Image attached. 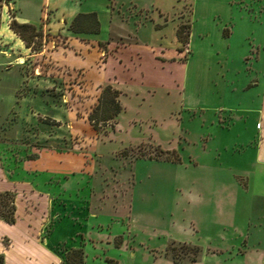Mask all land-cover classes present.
Here are the masks:
<instances>
[{
    "label": "rangeland",
    "instance_id": "374dc122",
    "mask_svg": "<svg viewBox=\"0 0 264 264\" xmlns=\"http://www.w3.org/2000/svg\"><path fill=\"white\" fill-rule=\"evenodd\" d=\"M71 1L0 0L2 42L9 41L5 21L16 15V21L33 25V35L25 31L32 53L43 49L24 57V63L16 58L19 64L13 54L0 53V163L12 172L40 167L52 159L54 148L72 159L81 155L93 175L92 198L102 203L103 217L111 214V205L118 206L123 223L130 216L129 247L113 252L118 263L147 264L166 236L188 222L178 203L176 176L216 167L211 173H224L230 187L227 175L239 190L264 191V170L256 169L255 177L247 171L253 169L260 137L257 112L209 107L216 89L225 104L246 107L257 101L254 85L245 91L231 88L260 76L264 61L256 55L261 53L264 25L258 21L264 0H245L251 5L242 17L237 4L231 17L223 5L208 0ZM77 8L95 11L97 32L69 28ZM182 23L183 34L190 25L187 43L175 33ZM231 29L230 39L222 35ZM8 47H15L12 41ZM116 79L121 109L95 130L87 115L101 86L114 85ZM93 141L103 155L92 153ZM156 143L175 148L180 161L164 160L171 154L158 152ZM191 157L196 163L189 162ZM7 199L0 197V209L9 207ZM234 200L231 218L244 222L247 208L241 198ZM257 200L246 222L264 238V198ZM122 238L121 233L114 236L116 242ZM186 244L193 243L169 239L162 252L166 248L164 255L181 263L198 259L201 246L196 251Z\"/></svg>",
    "mask_w": 264,
    "mask_h": 264
},
{
    "label": "crops",
    "instance_id": "0c3cea01",
    "mask_svg": "<svg viewBox=\"0 0 264 264\" xmlns=\"http://www.w3.org/2000/svg\"><path fill=\"white\" fill-rule=\"evenodd\" d=\"M208 2L209 5H212L211 3L223 5L231 17L235 4L241 8L240 17L246 14L242 13V10H248V5H251L245 0H208ZM77 10L88 12L81 8ZM259 11L261 14L258 22L262 27L264 4H259ZM12 18L16 19L17 16L13 15ZM19 19L20 22L25 20ZM4 26V34L9 41L4 43L3 39H0V53L5 57L13 54L15 63H18L16 58L23 57L24 63V57L41 54L43 49L38 50L39 48L32 53L30 47L26 46L9 28L8 21H5ZM232 34V29L227 30V33L222 31V35L228 39ZM11 41L14 48L8 47ZM259 44L261 53L260 56L256 55V59L264 61V32ZM56 58L59 59V56L56 55ZM253 85L258 97L256 102L252 100L254 104L246 107L225 104L221 102L224 98L215 88L214 96H211L215 97V104L209 106L215 110L221 108L222 111L225 109L228 112L239 109L257 112V133L259 132L260 137L255 147L253 146V169L247 170L251 171V177H255L256 169L260 171L259 173L264 170V63L258 78L247 79L239 87L232 86L231 90L245 91ZM112 86L119 90L117 96L119 101L122 88L118 85L117 79ZM95 145L93 141L92 153L103 155V152L95 150ZM56 150L55 148L49 150L54 153L53 157L40 165L41 168L34 165L30 170L15 168V171L11 172L0 163V194L9 196L13 216L12 221L9 222L0 217V264H64L65 251L76 247L82 249L81 264H119L113 252L129 247L130 216L128 215L127 221L123 223L122 220L120 221L118 206L111 205L113 208L111 214L103 217L102 203L97 204L92 198L93 175L87 173L81 155L72 159L64 155L65 150L58 155L56 153L59 152ZM189 162L196 163V160L191 157ZM215 168L212 170L214 171ZM206 170L207 172L202 174L176 176L175 181L181 192L178 203L183 205L185 221L188 222L179 232L166 236L162 248L151 252V256L146 260L147 264H264V238L251 231L248 221L246 222L258 202L257 199L264 198V191L249 193L239 190L236 180L233 181V177L227 175V182L230 181L232 184L230 187L225 183L224 173L213 174L209 166ZM258 176L262 177L261 174ZM249 177L247 175V179ZM238 198L242 199V204L247 208L244 213L248 216L244 222H237L231 218L233 201ZM236 204L237 202L235 206ZM259 211H262V208ZM119 233L123 235L122 242L114 240V236ZM169 239L201 246L200 256L189 263H179L167 258L162 251ZM217 246H223L224 249L212 248ZM222 251L226 252L225 255L223 258L218 257L221 256L219 254H223ZM130 253L133 255L132 250Z\"/></svg>",
    "mask_w": 264,
    "mask_h": 264
},
{
    "label": "trees",
    "instance_id": "16d2710c",
    "mask_svg": "<svg viewBox=\"0 0 264 264\" xmlns=\"http://www.w3.org/2000/svg\"><path fill=\"white\" fill-rule=\"evenodd\" d=\"M9 28L16 33L24 42L26 46L31 45L29 43L28 36L25 35V31L30 29V34L33 35L34 33L31 32L33 25L28 22H18L16 19L11 18L8 23ZM183 23L180 24L176 29L177 39L182 43H187L189 41L190 35V25H188L187 31L183 34ZM69 28L73 32H97L99 28V22L96 17L95 11H88V12H77L69 22ZM35 49V48H32ZM179 50H182L181 46L178 47ZM118 93L119 90L113 87L110 83H105L101 86L100 92L97 98V103L92 108V110L87 115V119L92 126L93 129L99 130V126L103 125L106 121H111L120 111L121 106L118 101ZM110 127L112 125L110 124ZM158 152L170 153L171 156H163L164 160L168 161H180V156L176 152L175 148H161L158 144H156ZM157 156V155H156ZM148 158H155L154 156H147ZM4 196V194H0V197ZM7 201L10 204V199ZM0 217H2L6 221H12V206L11 204L9 207L5 209H0ZM188 248L193 250H199V245L196 244H186ZM166 248L163 253L166 254ZM82 249L80 247L70 248L67 249L64 253V264H81L82 262ZM171 260L175 262H179L174 258ZM197 260L195 256L192 258L191 261ZM181 263V262H179Z\"/></svg>",
    "mask_w": 264,
    "mask_h": 264
}]
</instances>
